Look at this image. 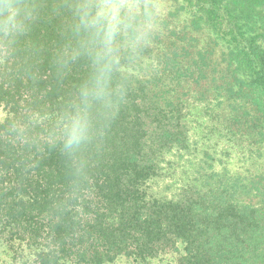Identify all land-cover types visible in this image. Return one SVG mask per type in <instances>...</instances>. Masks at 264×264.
I'll use <instances>...</instances> for the list:
<instances>
[{
  "label": "trees",
  "instance_id": "trees-1",
  "mask_svg": "<svg viewBox=\"0 0 264 264\" xmlns=\"http://www.w3.org/2000/svg\"><path fill=\"white\" fill-rule=\"evenodd\" d=\"M0 32V264H264V0H163L123 99L74 154L77 0Z\"/></svg>",
  "mask_w": 264,
  "mask_h": 264
},
{
  "label": "clouds",
  "instance_id": "clouds-1",
  "mask_svg": "<svg viewBox=\"0 0 264 264\" xmlns=\"http://www.w3.org/2000/svg\"><path fill=\"white\" fill-rule=\"evenodd\" d=\"M163 13V0H77L72 26L77 46L65 56L75 60L86 55L90 72L55 116L51 143L61 142L72 155L90 139L94 118L115 115L123 99V85L115 78L121 59L138 55L151 42ZM29 17L18 0H0V32H22Z\"/></svg>",
  "mask_w": 264,
  "mask_h": 264
}]
</instances>
